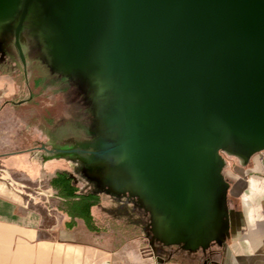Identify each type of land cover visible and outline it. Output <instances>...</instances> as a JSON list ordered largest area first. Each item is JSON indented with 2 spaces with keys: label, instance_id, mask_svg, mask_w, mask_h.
<instances>
[{
  "label": "water",
  "instance_id": "obj_1",
  "mask_svg": "<svg viewBox=\"0 0 264 264\" xmlns=\"http://www.w3.org/2000/svg\"><path fill=\"white\" fill-rule=\"evenodd\" d=\"M18 4L16 45L43 9L57 72L98 79L100 103L112 100L123 137L94 154L117 151L173 230L195 236L218 151L264 147V0H0V28Z\"/></svg>",
  "mask_w": 264,
  "mask_h": 264
},
{
  "label": "crops",
  "instance_id": "obj_2",
  "mask_svg": "<svg viewBox=\"0 0 264 264\" xmlns=\"http://www.w3.org/2000/svg\"><path fill=\"white\" fill-rule=\"evenodd\" d=\"M44 151L39 161L34 151L1 166L46 182L65 173L80 194L101 201L74 217L50 186L44 206L0 186V264H264V147L218 151L215 204L191 238L173 230L168 211L117 151L84 153L93 160Z\"/></svg>",
  "mask_w": 264,
  "mask_h": 264
},
{
  "label": "rangeland",
  "instance_id": "obj_3",
  "mask_svg": "<svg viewBox=\"0 0 264 264\" xmlns=\"http://www.w3.org/2000/svg\"><path fill=\"white\" fill-rule=\"evenodd\" d=\"M20 5L14 17L0 28V77L12 82L0 83V186L23 200L31 198L37 206H44L50 194L48 182L40 180L41 176L6 169L1 166L5 158L35 151L39 161L46 157L40 149L43 147L66 153L65 158L71 160L79 152L83 153L81 157L93 160L95 155L84 153L103 154L121 142L123 133L111 122L115 112L112 100L100 103L103 96L96 88L98 79L57 72L60 70L48 52L56 38L48 29L43 9L40 15L36 6L31 7L17 35L19 47L16 45L13 31ZM7 46L8 57H4ZM44 85L45 90L40 92ZM244 151L233 140L223 153L231 156Z\"/></svg>",
  "mask_w": 264,
  "mask_h": 264
},
{
  "label": "trees",
  "instance_id": "obj_4",
  "mask_svg": "<svg viewBox=\"0 0 264 264\" xmlns=\"http://www.w3.org/2000/svg\"><path fill=\"white\" fill-rule=\"evenodd\" d=\"M39 89L41 90L40 92L44 91L45 85ZM48 184L54 190L57 197L65 200L70 214L74 217H82L81 215L86 209L99 204L101 201L99 195L80 194L77 187L73 185L72 178L65 173L55 174L48 180Z\"/></svg>",
  "mask_w": 264,
  "mask_h": 264
},
{
  "label": "flooded vegetation",
  "instance_id": "obj_5",
  "mask_svg": "<svg viewBox=\"0 0 264 264\" xmlns=\"http://www.w3.org/2000/svg\"><path fill=\"white\" fill-rule=\"evenodd\" d=\"M7 49H8V46L4 49V52H5V53H4V55H5L4 57H8V56L6 55V51H7Z\"/></svg>",
  "mask_w": 264,
  "mask_h": 264
}]
</instances>
